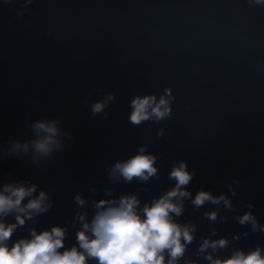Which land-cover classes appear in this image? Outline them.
Returning a JSON list of instances; mask_svg holds the SVG:
<instances>
[{"label": "clouds", "instance_id": "clouds-1", "mask_svg": "<svg viewBox=\"0 0 264 264\" xmlns=\"http://www.w3.org/2000/svg\"><path fill=\"white\" fill-rule=\"evenodd\" d=\"M12 2L3 0L4 4ZM32 2L23 0L24 8ZM249 3L264 6V0H249ZM19 14L23 15V11ZM115 98V93L107 92L90 105L88 96H85L83 103L90 106L93 117L108 119L106 109ZM174 100L171 88H165L159 96L137 94L129 102L128 120L133 126L149 121L160 123L171 117ZM62 124L63 118L59 116L26 122L27 138L10 137L0 144V161L16 158L43 170L46 163L54 160L74 140L73 133ZM164 134V128L158 129V137ZM158 159L156 154L148 151L147 145H138L134 155L110 165L108 179L113 184L121 181L146 184L153 178L159 180ZM195 175L196 169L189 170L185 160H176L168 173L174 185L144 202L137 193L114 196L113 187L103 189L105 198L98 200L82 193L75 194L73 200L81 210L75 212L72 219V226L76 228L75 243L67 247L65 241L70 233L66 225L56 224L43 230L33 226L53 207L48 190L30 179L0 183V264H89L90 261L95 264H181V261L183 264H199L200 259L207 264H264V246L259 244L247 252L233 246L229 255H218L220 250L228 249L233 241H239L241 236L246 238L249 233H235L231 240L226 236L213 239L219 231L217 228H212L209 236L199 238L194 253L196 259L187 257L189 246L197 239V225L190 220H179L184 214L186 201L196 210L206 204L216 205L214 210L203 213L210 223L227 220V215H220L222 210L237 211L231 197L238 195L233 186L239 185L238 180L232 179L225 185L231 196L227 193L215 195L204 189L193 196L189 185ZM89 191L94 195L97 189L93 187ZM144 191L149 190L145 188ZM86 205L93 209L91 216ZM245 207L248 211L233 218L241 226H250L253 233H264V225L252 211L255 205L249 202ZM25 226L28 235L13 241L17 230Z\"/></svg>", "mask_w": 264, "mask_h": 264}]
</instances>
